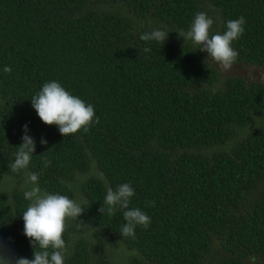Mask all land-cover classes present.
I'll return each instance as SVG.
<instances>
[{
  "label": "trees",
  "instance_id": "16d2710c",
  "mask_svg": "<svg viewBox=\"0 0 264 264\" xmlns=\"http://www.w3.org/2000/svg\"><path fill=\"white\" fill-rule=\"evenodd\" d=\"M201 11L212 34L243 16L233 65L264 69V0H0V183L20 179L0 190V255L11 264L33 258L28 173L85 209L66 218L64 264H264V81L221 75L179 37ZM153 29L169 32L164 44L140 40ZM53 80L99 122L64 137L44 124L31 98ZM25 124L36 149L13 172ZM124 183L129 208L150 217L134 237L120 235L119 208L98 211Z\"/></svg>",
  "mask_w": 264,
  "mask_h": 264
},
{
  "label": "clouds",
  "instance_id": "9594fccd",
  "mask_svg": "<svg viewBox=\"0 0 264 264\" xmlns=\"http://www.w3.org/2000/svg\"><path fill=\"white\" fill-rule=\"evenodd\" d=\"M214 21L205 12H197L187 32L178 33L179 37L190 40L199 47V51L206 53V58L222 70H229L235 62L238 53L232 48V42L244 32L245 19L243 16L230 19L226 23V30L221 34H212ZM168 33L162 29H153L140 35L142 41L164 42ZM145 53L150 48H144ZM4 72L10 73L11 68L5 66ZM31 105L40 120L46 125H55L64 137L83 129L87 132L93 122L98 123L93 105L86 104L80 97L72 95L59 82L53 80L43 83L40 91L32 96ZM95 118V119H94ZM22 143L17 146L14 162L10 164L13 172L27 168L32 154L36 149V141L29 135L28 125L23 126ZM42 145L47 140L41 138ZM50 161H44L47 168ZM28 181L33 184L30 190L24 192V198L30 203L22 213L23 234L29 238L34 249L33 258H17L15 264H64L66 242L62 236L66 230V218L77 220L85 209L74 199L66 195L41 192L37 185L38 176L28 173ZM135 195L129 183L120 184L113 190L107 189L103 203L98 211L109 216L115 215L117 208L122 211L126 221L120 229L122 237H134L135 228L140 225L148 227L150 217L140 208H129L131 197ZM150 205L154 202H149ZM78 221V220H77ZM80 224H82L80 222ZM3 264H11L10 258L0 255Z\"/></svg>",
  "mask_w": 264,
  "mask_h": 264
},
{
  "label": "rangeland",
  "instance_id": "374dc122",
  "mask_svg": "<svg viewBox=\"0 0 264 264\" xmlns=\"http://www.w3.org/2000/svg\"><path fill=\"white\" fill-rule=\"evenodd\" d=\"M239 72L241 75L245 74L246 78H248V79L264 81V69L258 70V69H254V68L246 69V68L240 67ZM18 181H20V179L6 178V181H3L0 183V190L3 191L2 189H5V190L9 191V190H12V188L13 189L17 188V186L15 184H17ZM20 185L21 184H19V186Z\"/></svg>",
  "mask_w": 264,
  "mask_h": 264
},
{
  "label": "flooded vegetation",
  "instance_id": "af4514ba",
  "mask_svg": "<svg viewBox=\"0 0 264 264\" xmlns=\"http://www.w3.org/2000/svg\"><path fill=\"white\" fill-rule=\"evenodd\" d=\"M242 68L250 69V67H242ZM239 71H240V67L239 66L236 67L234 65H232V67L229 70H227V71L220 69L221 75L222 74L223 75L237 74V75L241 76L245 80H253V79L246 78L245 74L241 75Z\"/></svg>",
  "mask_w": 264,
  "mask_h": 264
}]
</instances>
